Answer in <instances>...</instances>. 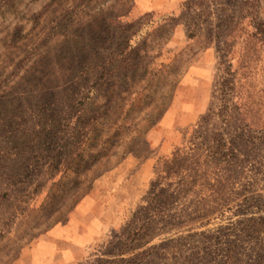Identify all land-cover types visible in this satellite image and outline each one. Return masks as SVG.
<instances>
[{"label":"rangeland","instance_id":"obj_1","mask_svg":"<svg viewBox=\"0 0 264 264\" xmlns=\"http://www.w3.org/2000/svg\"><path fill=\"white\" fill-rule=\"evenodd\" d=\"M54 260L264 264V0H0V264Z\"/></svg>","mask_w":264,"mask_h":264},{"label":"crops","instance_id":"obj_2","mask_svg":"<svg viewBox=\"0 0 264 264\" xmlns=\"http://www.w3.org/2000/svg\"><path fill=\"white\" fill-rule=\"evenodd\" d=\"M205 59H207V60L204 61V63L206 64V66L208 68L211 67V63H210V61H208V58L206 56H205ZM73 254H74L73 252L68 251L67 252V255H66L67 259H70L72 256H74ZM75 258L76 257H73V259H75ZM48 264H60V262L57 263V261L54 260L53 263H51L50 261H48Z\"/></svg>","mask_w":264,"mask_h":264}]
</instances>
